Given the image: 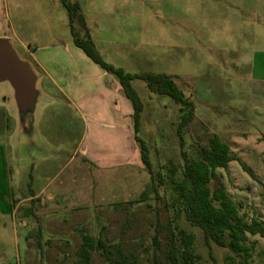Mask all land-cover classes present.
Returning a JSON list of instances; mask_svg holds the SVG:
<instances>
[{
    "label": "rangeland",
    "instance_id": "obj_1",
    "mask_svg": "<svg viewBox=\"0 0 264 264\" xmlns=\"http://www.w3.org/2000/svg\"><path fill=\"white\" fill-rule=\"evenodd\" d=\"M70 1L79 2L104 62L172 77L194 118L181 144L180 104L131 82L144 106L139 137L158 188V196L142 197L151 176L133 140L132 103L120 101L118 79L74 45L62 1L0 0V39L13 40L41 91L32 119L21 114L12 85L0 81V264H104L85 238L104 240L131 264H171L172 193L168 180L159 181L164 167L184 165L181 151L194 160L196 145L214 135L255 175L231 162L218 181L240 214L264 222V0ZM179 226L196 235L200 264H215L202 231ZM250 243L252 264H264V239ZM227 253L212 245L217 263Z\"/></svg>",
    "mask_w": 264,
    "mask_h": 264
},
{
    "label": "trees",
    "instance_id": "obj_2",
    "mask_svg": "<svg viewBox=\"0 0 264 264\" xmlns=\"http://www.w3.org/2000/svg\"><path fill=\"white\" fill-rule=\"evenodd\" d=\"M61 1L68 13L74 45L95 64L118 79L133 105L134 140L139 145L141 161L151 176V183L142 197H147L150 193L158 196L157 179L149 159V149L139 137L140 119L144 106L131 82L135 79L142 80L151 92L168 95L180 104L182 121L178 136L181 144V133L194 118L195 107L185 98L170 76L153 73L130 74L104 62L95 51L79 2ZM80 29L85 31L84 38L80 36ZM196 146L197 157L194 160H190L181 151L184 165L164 167L166 178H161L159 181V183H167L168 180L170 184L173 222L176 223V231L173 235L176 238L171 241L168 259L171 264H200L201 262V256L196 247V235L179 226L180 222H185L202 231L205 246L215 264H252L253 245L250 243V237L258 236L264 239V222L256 216L249 220L245 214H240V206L231 198L225 185L218 181L217 171H227L231 162H238L252 178L255 177L254 172L247 167L241 157L233 153L231 144L218 135H214L207 145L197 144ZM85 242L89 245L90 251L99 253L104 264H131L120 255V251H110V247L102 239L95 242L93 239L85 238ZM212 245L228 251L223 262H216L212 255ZM82 257L89 261L91 254L85 251Z\"/></svg>",
    "mask_w": 264,
    "mask_h": 264
},
{
    "label": "water",
    "instance_id": "obj_3",
    "mask_svg": "<svg viewBox=\"0 0 264 264\" xmlns=\"http://www.w3.org/2000/svg\"><path fill=\"white\" fill-rule=\"evenodd\" d=\"M8 81L15 90L21 114L35 118V112L41 98L37 90L38 75L32 67L22 61L7 39H0V81Z\"/></svg>",
    "mask_w": 264,
    "mask_h": 264
},
{
    "label": "crops",
    "instance_id": "obj_4",
    "mask_svg": "<svg viewBox=\"0 0 264 264\" xmlns=\"http://www.w3.org/2000/svg\"><path fill=\"white\" fill-rule=\"evenodd\" d=\"M2 9V8H1ZM0 9V18H1V20H3L2 18H4V16H3V11ZM10 41V40H9ZM12 41L13 40H11L10 42H11V44H12ZM13 45V44H12ZM123 92H124V90H123ZM124 95V97H122V98H120V101H125V99H123V98H127V96H126V94H125V92L123 93ZM66 96H67V94H66ZM101 98L103 99L104 98V96L103 95H101ZM127 100H129L128 98H127ZM130 101V100H129ZM102 102H104L105 103V105H108L107 104V102H109V101H102ZM110 105H111V108L112 109H114L115 107H117L118 105H116V102H114V101H110ZM127 107V106H126ZM132 107H133V105H132ZM133 112H134V110L131 112H129V107H128V114H127V116L128 117H131V115H133ZM133 140H134V137H133ZM135 141V140H134ZM37 196V195H36ZM48 198H49V200H53L54 199V195H52V194H50L49 196H48Z\"/></svg>",
    "mask_w": 264,
    "mask_h": 264
}]
</instances>
